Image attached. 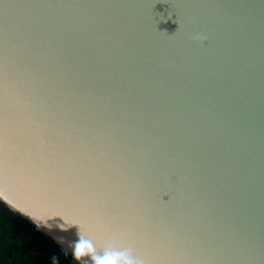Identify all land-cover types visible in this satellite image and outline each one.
I'll use <instances>...</instances> for the list:
<instances>
[{"label":"water","instance_id":"water-1","mask_svg":"<svg viewBox=\"0 0 264 264\" xmlns=\"http://www.w3.org/2000/svg\"><path fill=\"white\" fill-rule=\"evenodd\" d=\"M0 205L69 255L264 264V0H0Z\"/></svg>","mask_w":264,"mask_h":264},{"label":"trees","instance_id":"trees-1","mask_svg":"<svg viewBox=\"0 0 264 264\" xmlns=\"http://www.w3.org/2000/svg\"><path fill=\"white\" fill-rule=\"evenodd\" d=\"M82 264L0 205V264Z\"/></svg>","mask_w":264,"mask_h":264},{"label":"clouds","instance_id":"clouds-1","mask_svg":"<svg viewBox=\"0 0 264 264\" xmlns=\"http://www.w3.org/2000/svg\"><path fill=\"white\" fill-rule=\"evenodd\" d=\"M197 39H206L203 36L195 37ZM61 244L65 243L62 237L57 238ZM72 258L79 262L85 261V264H144L142 259L133 255L131 248H117L109 242L101 251H98L96 242L83 233H79V238L75 242L69 243ZM52 264H59L57 257L52 258Z\"/></svg>","mask_w":264,"mask_h":264}]
</instances>
